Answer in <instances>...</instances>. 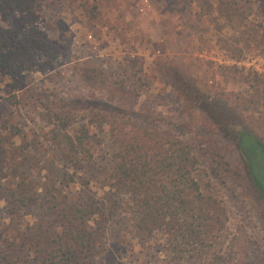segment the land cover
I'll list each match as a JSON object with an SVG mask.
<instances>
[{"label": "trees", "instance_id": "trees-1", "mask_svg": "<svg viewBox=\"0 0 264 264\" xmlns=\"http://www.w3.org/2000/svg\"><path fill=\"white\" fill-rule=\"evenodd\" d=\"M199 2L205 7L204 1ZM40 12L39 0H0V22H8L6 28L0 23L1 75L24 79L34 62L51 49L43 31L34 25ZM251 80L255 85L248 87H255V94L264 93V80L258 76ZM76 83L89 88V99L76 95L49 101L46 97V125L32 141V146L46 143L65 152L72 173L48 170L41 176L34 170L39 169L38 158L29 156L28 147L20 145L12 157L0 150V206L14 210L34 202L52 216L49 229L41 232L27 229L13 235L0 228V264H92L104 251L112 225H122L143 239L161 234L169 264H236L228 248L216 250L227 233L228 218L212 188L201 186L197 176L203 166L214 178L247 181L264 200V140L246 113L250 110L264 127V95L260 101L248 98V106L243 107L241 94H236L234 105L197 88L176 87L181 112L194 107L195 122L174 125L156 121L149 109L139 111L149 118L137 119L136 95L123 81H110L102 70H92ZM11 99L19 112L16 95ZM89 100L97 106L78 108ZM79 110L89 115L87 123H76ZM8 119L0 124L2 133L10 139L24 136V130ZM176 127L179 134L200 133L205 152L176 135ZM103 133L111 153L98 172L92 150L101 145ZM218 138L231 142L241 166L226 158L227 148L219 145ZM29 184L40 192L28 196ZM64 184L75 185L76 191L60 199ZM92 184L106 191L100 196ZM235 240L229 239L230 246Z\"/></svg>", "mask_w": 264, "mask_h": 264}, {"label": "rangeland", "instance_id": "rangeland-1", "mask_svg": "<svg viewBox=\"0 0 264 264\" xmlns=\"http://www.w3.org/2000/svg\"><path fill=\"white\" fill-rule=\"evenodd\" d=\"M202 1L203 8L199 0H39L41 12L34 25L43 31L51 49L34 62L24 79L14 81L0 74V124L9 118L10 123L24 130V136L10 139L2 133L0 125V150L8 151L12 157L20 145L28 147L29 156L38 158L39 169L34 170L41 176L47 175L48 170L72 173L70 164L64 160L65 152L46 143L32 146V141L46 125L47 98L51 101L80 95L89 99L86 96L89 88L77 87L76 81L92 70H102L110 81H123L136 95L137 119L149 118L148 114L139 113L149 109L161 124L194 125L195 108L181 112L176 87L197 88L211 97L230 99L234 105L236 94H241L243 107L248 106V98L260 101L264 93L255 94V87L250 89L248 84L255 85L251 80L254 76L264 80V0ZM0 23L7 27L8 22ZM173 82L177 85L173 86ZM12 94L20 103L19 112ZM97 104L89 100L78 108L83 110ZM250 112H246L249 123L264 140V127ZM75 117L78 125L90 119L86 111L80 110ZM174 133L183 136L199 152H205L200 133L179 134L177 127ZM104 134L101 145L92 150L98 172L103 170L111 153ZM217 141L221 147L226 146L227 150L222 151L226 158L234 166H241L231 142L224 138ZM197 178L201 186L212 188L228 218L227 233L216 250L228 248L236 264H264V200L247 181L233 183L225 176L214 178L203 166ZM31 186L28 196L40 192ZM91 189L100 196L106 191L94 184ZM68 191H76L75 185L60 186L58 198L67 196ZM3 205L1 229L8 228L13 235L27 229L40 232L49 229L52 216H47L45 207L38 203L29 202L14 210ZM54 230L59 231V227ZM127 231L122 225H112L105 236L104 251L92 264H169L161 234L143 239ZM233 236L236 240L230 246L229 239Z\"/></svg>", "mask_w": 264, "mask_h": 264}]
</instances>
